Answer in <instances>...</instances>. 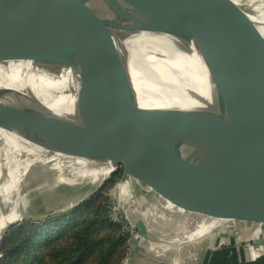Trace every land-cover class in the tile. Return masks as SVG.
<instances>
[{
	"label": "water",
	"instance_id": "1",
	"mask_svg": "<svg viewBox=\"0 0 264 264\" xmlns=\"http://www.w3.org/2000/svg\"><path fill=\"white\" fill-rule=\"evenodd\" d=\"M75 1L0 0V63L29 61L51 73L68 68L80 81L70 90L75 99L61 113L38 96L37 85L21 80V88L9 86L7 76L0 77V129L51 153L111 163L114 171L99 187L122 168L113 192L125 212L135 213L138 236L149 238V225H154L180 238L197 232L204 222L217 225L199 237L264 236V89L251 86L230 52L245 55L252 48L247 27L254 24L251 13L233 0H101L180 37L206 66L213 108L151 124L116 120L99 108L110 97L94 77L104 60L80 27L78 11L83 9ZM248 63L264 69V60ZM109 82L126 84L129 79L125 75ZM126 98L119 93L113 110L131 108ZM49 173L46 168L26 170L24 185L15 186L12 180L6 193L13 197L30 179L36 177L35 184ZM159 196L191 210L206 202L213 210L209 217L197 216L168 207ZM68 211L23 215L9 225L0 244L19 223Z\"/></svg>",
	"mask_w": 264,
	"mask_h": 264
},
{
	"label": "bare ground",
	"instance_id": "2",
	"mask_svg": "<svg viewBox=\"0 0 264 264\" xmlns=\"http://www.w3.org/2000/svg\"><path fill=\"white\" fill-rule=\"evenodd\" d=\"M233 1L241 11L251 13L254 24L247 27L253 45L245 55L230 52L239 69L243 68L246 77L253 81L249 82L251 86L263 90L264 69H253L248 61L264 60V0ZM75 5L83 9L78 11L81 29L104 60L103 67L94 74L101 81L103 93L110 95L98 103L103 112L116 120L160 124L213 108L207 90L208 72L192 45L180 37L157 31L127 9L110 8L101 0H76ZM125 75L129 79L126 84L109 82L110 78ZM3 76H7L5 83L9 86L21 88L18 83L21 80L26 81L25 85H37L38 96L52 110L61 113H66L69 102L75 99V93L70 90L75 91L80 84L79 75L75 78L68 68L51 73L29 61L0 63V77ZM119 93L127 96L131 108L119 106L123 110H113ZM39 168L51 170L52 183L58 186L33 194L36 187L30 179L23 191L13 197L7 195L8 183L13 180L15 186L22 184L23 172ZM113 171L109 162L51 153L14 132L0 129V240L9 225L23 215L37 216V212H46L51 207L68 211L92 194ZM202 209L197 214L202 217H209L213 210L206 202ZM126 213L133 223L135 213L128 210ZM216 225L204 222L197 233L201 235ZM192 238L196 236L188 240ZM175 241L180 240L177 237Z\"/></svg>",
	"mask_w": 264,
	"mask_h": 264
},
{
	"label": "trees",
	"instance_id": "3",
	"mask_svg": "<svg viewBox=\"0 0 264 264\" xmlns=\"http://www.w3.org/2000/svg\"><path fill=\"white\" fill-rule=\"evenodd\" d=\"M122 172L67 213L13 226L0 245V264H122L129 234L108 215V191Z\"/></svg>",
	"mask_w": 264,
	"mask_h": 264
},
{
	"label": "crops",
	"instance_id": "4",
	"mask_svg": "<svg viewBox=\"0 0 264 264\" xmlns=\"http://www.w3.org/2000/svg\"><path fill=\"white\" fill-rule=\"evenodd\" d=\"M163 204L175 208L171 200L166 199ZM175 209L198 214V210L188 207ZM197 216L202 217L200 214ZM149 229V238L137 235L129 240L130 264H162L160 261L167 264H264V239L257 236L242 234L199 237L201 232H195L175 241L177 237L172 236L173 232L163 231L159 227L157 230L152 225H149ZM192 236L196 238L188 240Z\"/></svg>",
	"mask_w": 264,
	"mask_h": 264
},
{
	"label": "rangeland",
	"instance_id": "5",
	"mask_svg": "<svg viewBox=\"0 0 264 264\" xmlns=\"http://www.w3.org/2000/svg\"><path fill=\"white\" fill-rule=\"evenodd\" d=\"M52 173H49V178H46V175L45 176H43V178L41 177V178H39V179H41V181L40 180H38L39 182H37V183H33L34 182V179L36 178H32L29 182H31V183H33L32 184V186H35L36 187V189L32 192L33 194H38V193H40L41 191H43V190H47V189H51V188H53V187H57L58 185H56V184H54V183H52V180H51V178H52ZM121 178V177H120ZM119 178V179H120ZM111 180V179H110ZM109 180V181H110ZM108 181V182H109ZM107 183V182H106ZM105 183V184H106ZM104 184V185H105ZM103 185V186H104ZM102 186V187H103ZM102 187H98V188H96L95 190L96 191H98L100 188H102ZM114 187V186H113ZM113 187L112 188H110L109 189V191H108V194L111 196V199H112V201H113V206H115V210H117L118 212H120L121 214H123V216H125V218H127V220H128V217H127V213L125 212V210L123 209V207L121 206V204L119 203V201H117L118 200V198H117V196L115 195V193L113 192ZM95 190H94V192H95ZM94 192L92 193V194H90L86 199H90V197L94 194ZM85 199V200H86ZM162 199H165L164 197H162V196H159V200H161L162 201ZM83 202H84V200H83ZM166 202V201H165ZM182 206V205H181ZM184 207L186 208V206H183L182 207V209H184ZM39 208V207H38ZM175 208H179V209H181V207L180 206H178L177 204H175ZM55 208L53 207H51V208H48L47 209V211L45 212V211H39V212H37V210L38 209H36V217H43V215H45V214H47V213H51V212H53V210H54ZM69 212V211H68ZM206 212H208L207 210H206ZM67 213V212H66ZM62 214V213H61ZM55 215H58V214H53V215H50V216H48V217H46V218H43V219H39V220H35V221H42V220H45V219H47V218H49V217H52V216H55ZM127 222H132V221H127ZM20 224V223H19ZM152 227H155L157 230H158V227L157 226H154V225H152ZM163 230V229H162ZM161 231V230H160ZM164 231V230H163ZM156 233V232H155ZM158 234V233H157ZM1 245V244H0ZM1 256V255H0Z\"/></svg>",
	"mask_w": 264,
	"mask_h": 264
},
{
	"label": "built area",
	"instance_id": "6",
	"mask_svg": "<svg viewBox=\"0 0 264 264\" xmlns=\"http://www.w3.org/2000/svg\"><path fill=\"white\" fill-rule=\"evenodd\" d=\"M115 209L116 208H115V206H113V201H112V205H111V208L108 212V215L111 218H113V220H115L121 224V231L123 233L129 234V240H131L134 236H137V231H136L134 224L132 222H130V223L127 222L129 219L127 220V218H125V216H123V214H121L120 212H118ZM257 237H259L260 239H264V236H257ZM122 264H130L129 257H126L123 260Z\"/></svg>",
	"mask_w": 264,
	"mask_h": 264
}]
</instances>
